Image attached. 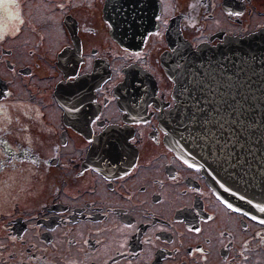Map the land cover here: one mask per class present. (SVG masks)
<instances>
[{
  "label": "flooded vegetation",
  "instance_id": "af4514ba",
  "mask_svg": "<svg viewBox=\"0 0 264 264\" xmlns=\"http://www.w3.org/2000/svg\"><path fill=\"white\" fill-rule=\"evenodd\" d=\"M259 5L0 0V264H264L263 220L167 141L161 63L264 30Z\"/></svg>",
  "mask_w": 264,
  "mask_h": 264
},
{
  "label": "water",
  "instance_id": "95a60500",
  "mask_svg": "<svg viewBox=\"0 0 264 264\" xmlns=\"http://www.w3.org/2000/svg\"><path fill=\"white\" fill-rule=\"evenodd\" d=\"M179 53L178 68L164 66L175 99L166 136L203 167L216 192L256 205L264 219V31ZM230 150L236 154L227 156ZM235 169L257 181L247 194L226 186Z\"/></svg>",
  "mask_w": 264,
  "mask_h": 264
},
{
  "label": "bare ground",
  "instance_id": "6f19581e",
  "mask_svg": "<svg viewBox=\"0 0 264 264\" xmlns=\"http://www.w3.org/2000/svg\"><path fill=\"white\" fill-rule=\"evenodd\" d=\"M241 103V101H240ZM242 103L244 105H247V101H245L244 99H242ZM236 154L235 151L230 150L227 153V156H234ZM234 170V169H233ZM236 171H233V173H229L228 174V178L226 179V186L232 188L233 186H236L240 189L241 192L247 194L248 191H250L251 187L254 186V183L257 182L256 179H251L252 176L248 175L243 169H235ZM247 179L242 180L241 177H244ZM251 186V187H250ZM225 189L227 190V187H225ZM253 189V188H252ZM243 206V205H241ZM245 208H252L253 205L252 204H248L246 206H243ZM256 207V205H255Z\"/></svg>",
  "mask_w": 264,
  "mask_h": 264
},
{
  "label": "rangeland",
  "instance_id": "374dc122",
  "mask_svg": "<svg viewBox=\"0 0 264 264\" xmlns=\"http://www.w3.org/2000/svg\"><path fill=\"white\" fill-rule=\"evenodd\" d=\"M257 3L258 4H260L259 6L260 7H263L264 8V0L263 1H261V0H257ZM260 18H261V20H263L264 21V16H260ZM258 20L259 19V15L257 16V17H255V18H253L252 20ZM257 31H264V30H257ZM257 31H252V32H250V33H248V34H246V35H249V34H251V33H253V32H257ZM246 35H243V36H246ZM228 37H242V36H225L224 38H223V40H221L219 43H222V42H224V41H228ZM205 44H207V43H205ZM208 45H213V44H208ZM11 195V194H10Z\"/></svg>",
  "mask_w": 264,
  "mask_h": 264
},
{
  "label": "snow or ice",
  "instance_id": "6c2138e0",
  "mask_svg": "<svg viewBox=\"0 0 264 264\" xmlns=\"http://www.w3.org/2000/svg\"><path fill=\"white\" fill-rule=\"evenodd\" d=\"M229 208H232V206L229 204L228 205ZM233 211H238V209H233ZM260 211H264V208H261ZM261 223H264V221H260Z\"/></svg>",
  "mask_w": 264,
  "mask_h": 264
}]
</instances>
